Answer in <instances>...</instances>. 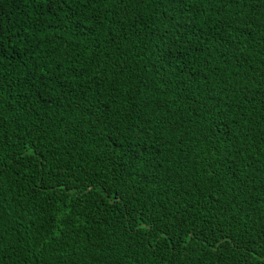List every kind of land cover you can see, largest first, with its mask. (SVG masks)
Listing matches in <instances>:
<instances>
[{
	"label": "trees",
	"instance_id": "trees-1",
	"mask_svg": "<svg viewBox=\"0 0 264 264\" xmlns=\"http://www.w3.org/2000/svg\"><path fill=\"white\" fill-rule=\"evenodd\" d=\"M0 264H264V0H0Z\"/></svg>",
	"mask_w": 264,
	"mask_h": 264
}]
</instances>
